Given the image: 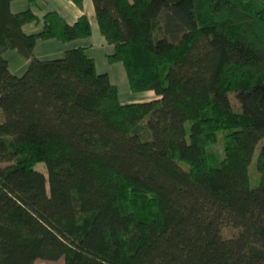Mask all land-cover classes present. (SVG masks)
I'll return each instance as SVG.
<instances>
[{"label": "trees", "instance_id": "obj_1", "mask_svg": "<svg viewBox=\"0 0 264 264\" xmlns=\"http://www.w3.org/2000/svg\"><path fill=\"white\" fill-rule=\"evenodd\" d=\"M0 0V264H264V0H92L132 92L122 103L92 34ZM80 9L84 0H72ZM30 60L23 75L4 56ZM240 104L237 111L230 94ZM43 163L47 173L36 168Z\"/></svg>", "mask_w": 264, "mask_h": 264}, {"label": "crops", "instance_id": "obj_2", "mask_svg": "<svg viewBox=\"0 0 264 264\" xmlns=\"http://www.w3.org/2000/svg\"><path fill=\"white\" fill-rule=\"evenodd\" d=\"M29 7L26 0H13L11 2V10L15 13L26 10ZM49 11L59 12L68 23L73 24L83 13L87 14L92 28V34L88 38H80L71 42L63 43L56 39L38 40L34 49L35 56L41 60L57 59L64 55L67 49L75 47H85L88 55L94 58L96 66L100 72L108 73L111 81L119 87L122 83L126 87L124 96L120 100L122 103L142 102L159 98L152 90L143 92H129L126 86V73L124 66L120 62L109 63L107 55L112 54L114 47L108 44L105 38L100 34L98 23L95 16V7L92 0H84V6L80 9L72 0H40L39 5L34 8V13L39 17L40 22H31L24 25V31L28 34L37 33L42 30L43 16ZM5 58L8 60L10 70L13 74L21 76L24 70L28 68L30 60L23 57L17 50H7L4 52ZM99 58V67H98ZM24 71V72H25ZM120 93V89H119Z\"/></svg>", "mask_w": 264, "mask_h": 264}, {"label": "rangeland", "instance_id": "obj_3", "mask_svg": "<svg viewBox=\"0 0 264 264\" xmlns=\"http://www.w3.org/2000/svg\"><path fill=\"white\" fill-rule=\"evenodd\" d=\"M99 65H100V63H99V58H98V67H99ZM98 69H100V68H98ZM98 69H97V70H98ZM124 70H125V69H124ZM24 71H25V70H24ZM24 71L21 72V73H24ZM98 71L100 72L101 70H98ZM125 73H126V72H125ZM125 78L127 79V76H126ZM126 86L128 87L129 92H131V91H130L131 89H130V86H129L128 79L126 80ZM119 89H120V93H119V94L121 95V98H122V97L124 96V94H125L124 91H126V87L124 86V84L120 83V84H119ZM132 93H134V92H132ZM230 97H231V100H232V103H233L235 109H236L237 111H239V110L241 109V108H240V104L237 105V100H236V98L233 96V93L230 94ZM121 102H122V101H121ZM261 145H264V139L259 143V145H258V147H257V149H256V151H255V154H254V158H253V160H252V163H251L250 166H249L250 184H251L252 187H256V186L259 184V173H258V171H257V169H256V159H257V154H258V152H259V148H260ZM4 165H6V164L0 163V166H4ZM36 168H37L38 170H40L41 172H43L44 174L47 173L46 168H45V166H44L43 163H38V164L36 165ZM34 264H63V259H60V260H58V261H48V260H41V259H38V260H36V261L34 262Z\"/></svg>", "mask_w": 264, "mask_h": 264}]
</instances>
